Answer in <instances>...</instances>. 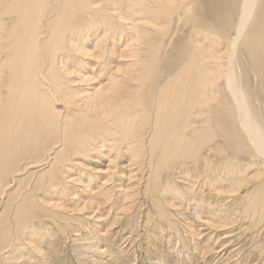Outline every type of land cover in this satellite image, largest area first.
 Masks as SVG:
<instances>
[{"label":"bare ground","instance_id":"obj_1","mask_svg":"<svg viewBox=\"0 0 264 264\" xmlns=\"http://www.w3.org/2000/svg\"><path fill=\"white\" fill-rule=\"evenodd\" d=\"M186 26L182 61L174 67L158 62L161 45ZM122 36L128 42L117 50ZM92 58L97 61L90 65ZM151 119L153 134L146 139ZM133 142L146 143L141 159L153 165V176L206 148L226 150L224 170L234 178L236 153L243 161L247 156L255 163L242 164V183L257 171L253 189L264 199V0H0V195L11 185L9 176L13 183L20 173L28 178V193H19L13 207L16 230H25L30 208L64 207L58 201L69 192L56 180L58 170L86 174L81 167L89 165L81 160L89 153L108 155V168ZM57 143L62 148L50 158ZM42 162L47 169L35 172ZM149 182L147 191L162 187L157 177ZM106 191H86L87 205L76 210L103 205ZM161 203L156 207L164 214ZM0 229L4 243L14 232L7 224Z\"/></svg>","mask_w":264,"mask_h":264},{"label":"rangeland","instance_id":"obj_2","mask_svg":"<svg viewBox=\"0 0 264 264\" xmlns=\"http://www.w3.org/2000/svg\"><path fill=\"white\" fill-rule=\"evenodd\" d=\"M186 18L183 17L180 22H187ZM187 26L174 35L171 43L165 47L161 45L158 62L174 67L182 61L183 53L189 47L185 41ZM143 36L150 42L149 35ZM150 37L158 36L152 34ZM124 39L126 36L115 44L117 50H122L128 42ZM105 43L108 47L113 44ZM131 60L125 58V64ZM95 61L93 58L88 60L90 65ZM85 68L89 70L90 66ZM102 79L91 80L86 86ZM123 84L120 82L118 86ZM80 87H83L82 82ZM120 88L118 93L124 91ZM57 108L62 109V106ZM77 122L70 120L72 125ZM152 126L151 119L142 128L146 139L153 134ZM113 138L119 136L114 135ZM212 143L209 142L207 147ZM145 145L144 142H137L128 150L123 149L108 168V155L102 154L103 158H99L95 153H89L84 156L89 162L81 160L89 165L81 167L86 174L74 173L67 167L57 171L54 166L56 180L67 186L69 197L63 202L58 201L64 207L52 208L51 211L30 208L26 211L30 220L21 232L13 225L16 210L13 207L28 193V178H23V173L15 176L18 181L23 179V183L19 186L20 191L13 192L18 181L13 183V175L9 176L11 185L8 188L5 186V192L0 195V228L7 224L14 233L7 241L1 240L4 243L0 242V264H264L263 191L253 189L260 179L256 177L258 172L250 171L251 180L242 183L246 179L242 164L249 169L254 160L245 156L243 161L236 153L235 165L239 164L240 172L234 178H227L228 170L224 168L229 161L227 159L224 165L223 155L226 150L213 154L205 148L194 153L191 159L162 169L153 176V165L147 159H141L140 150ZM54 146L50 158L62 148L61 143ZM112 151L114 158L118 150L114 148ZM0 152H4L1 147ZM156 158L154 156L152 163ZM206 162L210 163L207 167ZM40 164L34 168L37 173L47 169L43 162ZM151 165L152 168H149ZM67 176L68 179L75 176L79 181H67ZM156 177L167 189V194L162 196V187L147 191L145 185ZM83 185L86 188H81ZM238 187L237 191H230ZM106 189L110 195L106 203L96 209L83 206L76 210V204L79 207L87 205L86 191ZM22 192L24 194L18 195ZM255 195L261 196V200L255 201ZM160 203L164 214H160L156 207ZM222 215L223 218H220ZM224 221H227L226 224H223Z\"/></svg>","mask_w":264,"mask_h":264}]
</instances>
